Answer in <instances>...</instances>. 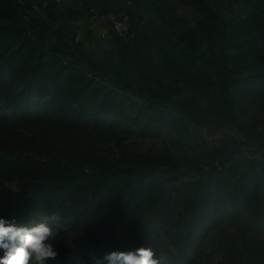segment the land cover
<instances>
[{
    "label": "trees",
    "instance_id": "trees-1",
    "mask_svg": "<svg viewBox=\"0 0 264 264\" xmlns=\"http://www.w3.org/2000/svg\"><path fill=\"white\" fill-rule=\"evenodd\" d=\"M109 1L73 0L81 13L114 10L130 17L127 36L107 21L109 46L95 51L100 34L81 30L76 40L64 22L66 11L59 12L54 1H42L45 17L26 21L30 4L0 0V217L26 223L41 213L62 222L53 226L58 255L48 264H106L105 254L139 247L152 248L169 264L189 261L217 192L225 190L231 201L250 196L248 178L231 164L235 155L246 146L264 165V131L240 116L236 97L238 90L255 88L264 98V0H174L203 19L193 28L169 15L174 40L148 50L138 47L136 36L126 42L136 31L138 0L125 8ZM47 31L54 35L51 43L42 35ZM115 99L133 102L138 115L131 120L138 129L165 122L170 110L186 129L205 128L207 172L198 166L184 172L176 159L151 149L128 156L129 144L100 114ZM169 120L174 127L175 119ZM105 136L122 163L102 157ZM249 161L246 172L254 164ZM191 171L196 178L179 183ZM228 176L235 178L237 194ZM166 183L174 185L178 200L168 196ZM162 232L169 242L159 250ZM238 264H264V252H249Z\"/></svg>",
    "mask_w": 264,
    "mask_h": 264
},
{
    "label": "rangeland",
    "instance_id": "rangeland-1",
    "mask_svg": "<svg viewBox=\"0 0 264 264\" xmlns=\"http://www.w3.org/2000/svg\"><path fill=\"white\" fill-rule=\"evenodd\" d=\"M24 1L30 4V10L28 9L25 15L26 21L31 16L35 18L46 16L42 4L43 0H31L30 3ZM49 1H54L57 4L56 9L59 12L66 11L64 22L73 30L76 40H79L81 30H90L92 33L100 34V42L98 44L94 43L93 49L95 51L107 50L109 44L105 33L108 10L103 13V10L88 9L84 11L85 13H81L79 11L80 6H75L73 0ZM77 1L80 5V0ZM109 2L125 8V4H128L129 0H110ZM137 2L136 31L126 37V42L131 44L133 36H136V44L144 50L151 48L152 44L156 48L168 47L171 41L174 40V30L167 19L169 15L180 18L187 26L192 27L196 26L200 19H203V16L198 14L190 5L174 0H153L150 2L138 0ZM121 12L125 13L124 11ZM50 22L52 23L53 19L50 18ZM42 35L46 37L49 43L53 42L54 35L51 31L42 32ZM39 44L37 43V46ZM33 50H37V48ZM130 53L136 61L140 59L137 49L132 47ZM258 85L262 88L260 83ZM111 95L114 97V94ZM236 97L240 100L239 106L241 108H238L240 116L245 121L253 122L256 130L264 131V98L259 96L258 90L252 88L244 93H240L238 90ZM108 102L113 105V108H105L100 114L105 115L106 123L110 122L109 126L115 128L118 134L125 139L126 144H129L124 147L128 156L136 151L145 152L151 149L176 159L182 164L184 172L195 166L202 168L204 173L207 172L203 153L210 142L205 135V128L193 126L186 129L185 124L178 118L179 116L170 110L172 114L168 115L169 117L165 122L164 119H161L152 126L147 125L144 130L138 129L137 125L131 120V118L138 115L133 102L121 103L120 99L108 100ZM116 106L119 109L118 111H115ZM2 109L3 105L0 102V113H2ZM109 109L112 111L110 112ZM170 117L175 119L174 127L169 120ZM97 127H100V125ZM93 128L94 125H91L89 130H93ZM106 130L103 129L99 133L104 136ZM101 139L103 152L100 153L102 157L111 164L122 163L123 160H121L120 153L117 151L112 138L105 136ZM249 159H252L254 164L251 170L246 172L251 165ZM231 164L236 165L237 173H242L248 178V182L251 184L250 196L243 199L242 196L235 195V199L231 201L228 199L225 190H219L215 195V201L210 202V205L206 207L207 214L202 225L204 231L196 239L197 246L195 251L190 254L191 259L188 261L181 258L178 264H238L240 260L246 259L249 252H264V165L259 156H252L248 152L246 146H243L241 152L235 155ZM194 178H196L194 171L184 173L179 183L190 182ZM228 180L233 193L237 194L239 186L235 183V178L228 176ZM14 184L11 183L12 186H15ZM164 186H166L168 196L176 200L181 197L180 195H177V197L174 195V191L171 189L174 185L166 183ZM186 188L194 196L195 192L193 193L192 187L186 186ZM195 191H199V188ZM204 208H201V210ZM40 220H48L52 226L56 227L63 225L57 218L41 213H32L29 222L17 223L29 224ZM175 230L173 229L171 233ZM157 242L160 245L159 250H162V245L165 244L166 246V242H169L168 234L162 232Z\"/></svg>",
    "mask_w": 264,
    "mask_h": 264
},
{
    "label": "clouds",
    "instance_id": "clouds-1",
    "mask_svg": "<svg viewBox=\"0 0 264 264\" xmlns=\"http://www.w3.org/2000/svg\"><path fill=\"white\" fill-rule=\"evenodd\" d=\"M57 233L48 220L18 224L0 217V264H48L58 252L53 242ZM106 264H169L165 256L157 257L150 247L111 251L103 257Z\"/></svg>",
    "mask_w": 264,
    "mask_h": 264
},
{
    "label": "built area",
    "instance_id": "built-area-1",
    "mask_svg": "<svg viewBox=\"0 0 264 264\" xmlns=\"http://www.w3.org/2000/svg\"><path fill=\"white\" fill-rule=\"evenodd\" d=\"M106 19L114 32L121 36H127L130 29V17L121 11H108Z\"/></svg>",
    "mask_w": 264,
    "mask_h": 264
}]
</instances>
